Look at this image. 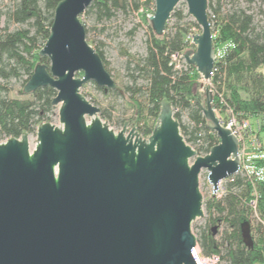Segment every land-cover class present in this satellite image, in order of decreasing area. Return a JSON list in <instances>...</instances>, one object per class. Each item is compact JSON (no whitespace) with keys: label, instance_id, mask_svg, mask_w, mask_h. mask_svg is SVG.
Masks as SVG:
<instances>
[{"label":"water","instance_id":"obj_1","mask_svg":"<svg viewBox=\"0 0 264 264\" xmlns=\"http://www.w3.org/2000/svg\"><path fill=\"white\" fill-rule=\"evenodd\" d=\"M93 1L57 4L39 51L49 65H36L23 86L24 94L46 86L56 91L51 106H59L61 127L39 124L33 150L28 133L0 142V264H195L199 175L207 170L217 191L239 168L238 140L220 124L208 88L201 111L219 143L205 156L184 141L167 99L146 139L129 121L117 134L110 130L80 92L92 82L122 93L80 20ZM179 2L200 28L195 50L183 57L208 81L214 65L208 0H154L152 29L162 35ZM241 237L252 249L248 222Z\"/></svg>","mask_w":264,"mask_h":264},{"label":"trees","instance_id":"obj_2","mask_svg":"<svg viewBox=\"0 0 264 264\" xmlns=\"http://www.w3.org/2000/svg\"><path fill=\"white\" fill-rule=\"evenodd\" d=\"M13 6L6 12L7 24L19 27L0 32V78L22 80L23 86L29 80L38 64L49 65L46 57H40L39 51L44 46L49 34L57 4L62 0H10ZM154 0H95L86 9V13H94L99 20L111 19L116 13L128 14L138 12ZM264 3V0H262ZM153 14V12H152ZM188 15L174 11L171 19L174 27L162 35H156L150 22L151 39L147 44L144 57L136 58L127 55L126 70L130 77V85H126L121 95L133 106L134 115L139 124V132L150 136L163 99L170 101L174 110V118L179 123L180 133L184 141L196 147L198 154L209 153L219 143L215 133L210 131L209 123L204 119L201 105L205 99L195 89L196 79L200 78L196 68L189 64L176 69L172 55L195 50L185 42L190 27L200 29L192 21L185 25L183 20ZM208 19L214 33V48L231 44L213 78L218 92L225 91L228 106L237 114L246 118L264 120V31L257 29L253 16L242 8H235L222 15L219 2L216 6L208 0ZM85 27V26H84ZM87 33V30L85 28ZM105 69L108 63L100 47L94 46ZM76 75H81L78 73ZM25 76V79H22ZM142 80L144 84H138ZM115 81V80H114ZM116 83V82H115ZM96 88L107 92L103 88ZM119 95L117 91H110ZM10 90L0 85V142L8 138H20L23 133H34L39 124L45 122L52 111V99L56 91L49 87L36 89L25 99L9 96ZM224 93V92H223ZM213 109L217 107L216 95H213ZM186 114L187 121L181 120ZM153 119L150 126L147 119ZM258 138L264 139V124L255 132ZM264 165V161L261 162ZM261 195L260 209L264 208V183L257 184ZM250 188L239 176L227 182L226 193L220 199L207 201L210 214L208 223L201 227L197 234V242L204 256L216 254L220 256V264H255L263 262L264 229L253 227L247 218V207L244 201L249 197ZM215 215V216H213ZM250 224L253 248L244 246L241 237V225ZM223 224L224 231L220 240L215 239L216 225Z\"/></svg>","mask_w":264,"mask_h":264},{"label":"rangeland","instance_id":"obj_3","mask_svg":"<svg viewBox=\"0 0 264 264\" xmlns=\"http://www.w3.org/2000/svg\"><path fill=\"white\" fill-rule=\"evenodd\" d=\"M219 2L222 15L230 13L235 8H242L247 13L253 16L254 24L257 29L264 31V3L262 0H212V3L216 6ZM154 3V1H153ZM13 6V2L10 0H0V32L7 29L12 31L19 26L16 24H7L6 12ZM174 11L182 12L183 15L187 14V6L185 2H179ZM152 3L141 8L138 12L130 11L128 14L116 13L111 19L99 20L94 13H83L80 17L82 24L85 26L87 33L86 39L90 46L100 47L103 51L105 59L108 63V69L110 70L112 78L115 80L117 86L124 90L126 85H130V77L126 70L128 57L127 55L134 56L136 58L144 57L147 52V44L151 39L150 20L152 16ZM193 19L188 15L184 18L183 23L188 24ZM175 20L170 19L166 25L167 32L174 27ZM166 32V30H165ZM164 32V33H165ZM189 32L193 35L199 34L200 29L190 27ZM181 63L178 64L180 68ZM81 77V75H76ZM22 79H25L23 76ZM139 85L144 84L142 80H138ZM195 91L205 99L204 90L207 88V84L202 78L196 79ZM0 85L10 90L9 96L13 98L25 99L22 91V80L10 79L4 81L0 78ZM81 94L86 98L88 102L97 107L100 112L98 114L100 120L108 126L114 133H119L124 125V122H128V128H136V131L142 138L146 139L138 130L139 126L144 125V121L141 120L139 124L136 122L138 118L134 115V108L132 105L126 102L121 93L115 95L112 92H102L96 88L94 83H87L80 89ZM224 94L225 91L223 90ZM59 106L53 107L52 111L47 116V120L43 123H50L54 126L61 127L59 123L58 115ZM181 120L187 121L186 114H182ZM89 121V118H87ZM153 119H147V125L150 126ZM248 136V135H247ZM246 139V138H245ZM29 147L33 150L37 139L36 131L29 134ZM227 181L221 183V187H226ZM199 190L203 199V216L197 218L191 224V231L196 236L201 227H204L208 223L210 217L207 211L206 203L212 199L222 198L221 191L213 192L212 185L208 181V171L202 170L199 175ZM215 216V215H213ZM224 225L219 224L215 227V239L220 240L221 233L224 231ZM255 264H264V250H263V262Z\"/></svg>","mask_w":264,"mask_h":264},{"label":"built area","instance_id":"obj_4","mask_svg":"<svg viewBox=\"0 0 264 264\" xmlns=\"http://www.w3.org/2000/svg\"><path fill=\"white\" fill-rule=\"evenodd\" d=\"M154 9L155 6L154 3H152L153 13ZM193 36V33L189 32L185 37V42L195 48V45L193 44ZM212 36H215L213 32ZM230 47H232L231 44H224L214 48V65L212 72L210 73V80H204L207 84V88L212 92V95H216L217 98V107L213 109L216 117L218 118L220 124L223 127L229 129L236 137L239 145V168L235 174L219 182L217 191L220 190L222 195H224L226 193V187H221V183L223 181L231 182L235 176L241 177L250 188L249 197L246 201H244L248 210L247 218L253 227L261 226L264 229V208L260 209L259 203L261 200V195L257 189V184L264 183V165L261 164V162L264 161V139L258 138L255 134V132L260 131V126L261 124H264V120L261 121L260 118H246L241 114L235 113L228 106L224 93L222 91L218 92L212 82L218 69L217 65L223 60ZM183 55V52L172 55V62L175 64L176 69H181L178 66L179 63L182 64L181 67H184V65L187 64ZM197 146L199 145H196V147ZM190 147L196 152L195 145ZM196 154L198 156H205L208 153L198 154L196 152ZM196 248L199 251L198 253L194 248L192 249L196 258L195 264H220L219 255L212 254L209 256H204L202 254L197 239Z\"/></svg>","mask_w":264,"mask_h":264}]
</instances>
